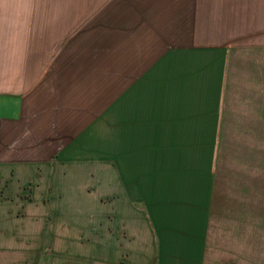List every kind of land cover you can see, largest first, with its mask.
Masks as SVG:
<instances>
[{"label": "crops", "instance_id": "crops-1", "mask_svg": "<svg viewBox=\"0 0 264 264\" xmlns=\"http://www.w3.org/2000/svg\"><path fill=\"white\" fill-rule=\"evenodd\" d=\"M20 3L0 0V204L60 203L0 221V264H206L224 97L264 86V0Z\"/></svg>", "mask_w": 264, "mask_h": 264}, {"label": "rangeland", "instance_id": "rangeland-1", "mask_svg": "<svg viewBox=\"0 0 264 264\" xmlns=\"http://www.w3.org/2000/svg\"><path fill=\"white\" fill-rule=\"evenodd\" d=\"M20 1L16 7L22 8ZM233 86L224 97L217 147V195L223 203H216L206 264H264V86ZM38 196L25 205L24 217L7 214L19 204H0V221L34 224L60 203L53 196L46 205ZM56 223L75 232L72 217L60 215Z\"/></svg>", "mask_w": 264, "mask_h": 264}]
</instances>
